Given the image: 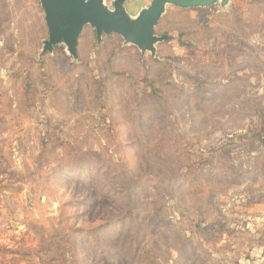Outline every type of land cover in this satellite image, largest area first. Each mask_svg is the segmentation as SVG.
<instances>
[{
	"label": "rangeland",
	"instance_id": "rangeland-1",
	"mask_svg": "<svg viewBox=\"0 0 264 264\" xmlns=\"http://www.w3.org/2000/svg\"><path fill=\"white\" fill-rule=\"evenodd\" d=\"M45 18L0 0V264H264V1L169 6L154 54Z\"/></svg>",
	"mask_w": 264,
	"mask_h": 264
},
{
	"label": "water",
	"instance_id": "water-1",
	"mask_svg": "<svg viewBox=\"0 0 264 264\" xmlns=\"http://www.w3.org/2000/svg\"><path fill=\"white\" fill-rule=\"evenodd\" d=\"M262 2L264 0H248ZM46 16L49 42L45 53H50L61 43H65L74 57H78V45L87 26L96 32L98 42L104 36L118 35L126 44L142 51L156 53V45L168 39L157 36L155 28L163 17L166 8L196 9L221 2L226 6L230 0H153L139 17L131 20L124 10L126 0L115 4V11L109 12L102 0H40Z\"/></svg>",
	"mask_w": 264,
	"mask_h": 264
},
{
	"label": "trees",
	"instance_id": "trees-1",
	"mask_svg": "<svg viewBox=\"0 0 264 264\" xmlns=\"http://www.w3.org/2000/svg\"><path fill=\"white\" fill-rule=\"evenodd\" d=\"M161 19H162V18H161ZM160 21H161V20H160ZM158 24H159V23H158ZM157 26H158V25H157ZM157 26H156V27H157ZM87 27H88V26H87ZM155 29H156V28H155ZM155 34H156V33H155ZM112 36H118V35H112ZM157 36H158V35H157ZM105 37H109V36H104L103 39H104ZM118 37H120V36H118ZM167 40H168V39H167ZM167 40H166V41H167ZM166 41H164V42H166ZM164 42H162V43H164ZM159 44H161V43H159ZM131 46H133V45H131ZM133 47H136V46H133ZM55 48H56V47H55ZM55 48H54V49H55ZM78 49H79V45H78Z\"/></svg>",
	"mask_w": 264,
	"mask_h": 264
},
{
	"label": "crops",
	"instance_id": "crops-1",
	"mask_svg": "<svg viewBox=\"0 0 264 264\" xmlns=\"http://www.w3.org/2000/svg\"><path fill=\"white\" fill-rule=\"evenodd\" d=\"M132 17H136V16H132Z\"/></svg>",
	"mask_w": 264,
	"mask_h": 264
}]
</instances>
